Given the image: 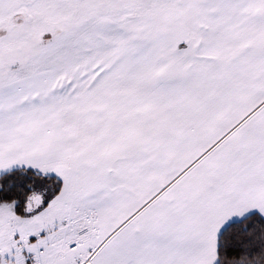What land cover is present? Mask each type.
Wrapping results in <instances>:
<instances>
[{
	"label": "snow or ice",
	"instance_id": "snow-or-ice-1",
	"mask_svg": "<svg viewBox=\"0 0 264 264\" xmlns=\"http://www.w3.org/2000/svg\"><path fill=\"white\" fill-rule=\"evenodd\" d=\"M0 264H264V0H0Z\"/></svg>",
	"mask_w": 264,
	"mask_h": 264
}]
</instances>
